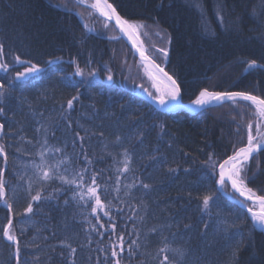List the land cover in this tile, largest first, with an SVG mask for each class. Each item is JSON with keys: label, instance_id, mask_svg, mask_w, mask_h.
Listing matches in <instances>:
<instances>
[{"label": "trees", "instance_id": "trees-1", "mask_svg": "<svg viewBox=\"0 0 264 264\" xmlns=\"http://www.w3.org/2000/svg\"><path fill=\"white\" fill-rule=\"evenodd\" d=\"M110 1L140 28L148 52L181 83L185 103L203 88L264 97L261 0ZM0 41L9 63L19 55L46 69L11 87L9 81L23 66L0 71L7 90L0 102L4 109L0 143L8 153L3 178L12 204L9 211L0 198V230L13 220L12 234L20 240L19 264H73V256L74 264H97L102 253L97 252V243H89L97 241L89 231L96 221L78 196L73 199L80 189L58 178L72 180L73 171L84 167L103 170L113 182L119 177L121 200L137 206L141 247L133 264H157L158 251L166 245L184 253L181 258L168 252L173 264H264V233L219 192L218 176L203 166L209 156L222 162L245 146L248 123L257 135L260 118L255 105L229 101L197 114L158 110L134 88L142 85L155 94L131 48L113 24L78 0H0ZM161 47L169 49L167 58L157 57L154 49ZM89 59L92 67L101 69L98 75L72 76L76 62L85 73L90 71L85 63ZM48 60L54 63L46 66ZM252 60L257 66L249 67ZM105 65L115 73L114 83L106 79ZM78 92L79 100L68 110L66 102ZM77 135L84 137L82 144ZM44 139L49 148L67 146L69 157L80 155L83 147L91 164L73 161L67 171L62 166L45 193L50 199L32 202L33 212L25 213L28 186L35 189L38 183L30 166L40 162L37 152L43 149L38 141ZM125 150L131 156V171L121 175L117 170L124 167ZM47 159L52 164L62 157ZM4 167L0 156V168ZM242 175L248 188L264 195V150L249 160ZM139 181L149 189H133L130 197L125 196V185ZM85 183L90 184L87 176ZM225 191L237 197L228 183ZM205 194L213 195L208 209L201 203ZM67 245L76 252L70 253ZM0 264H16L13 245L2 232Z\"/></svg>", "mask_w": 264, "mask_h": 264}, {"label": "snow or ice", "instance_id": "snow-or-ice-1", "mask_svg": "<svg viewBox=\"0 0 264 264\" xmlns=\"http://www.w3.org/2000/svg\"><path fill=\"white\" fill-rule=\"evenodd\" d=\"M80 3H85L86 0H78ZM93 8L99 9L104 17L108 20H112L113 14L115 13V24L124 32L128 33L131 36L132 25L129 24V21L123 19L118 13H116L115 8L112 4L105 2L103 6L100 4V0H96L94 4L91 5ZM261 6L264 8V0H261ZM66 7V6H65ZM82 15V14H80ZM222 19V18H221ZM133 31L135 29H132ZM133 44L136 45V41L133 40ZM137 46L138 55L141 61L147 62V65L154 68L156 73H149L152 76V79L155 81L160 80V76H163L167 81V87L162 89L157 83L155 88V95L153 93H148L151 99L157 101L159 105L165 106L168 108L175 107V101H177L182 95L181 83L178 82L174 76L170 75L160 64L156 63V60L151 56L146 54L144 47ZM154 51L157 53L158 58H167L169 54V49L166 47L155 48ZM54 63L53 60L45 61V65H51ZM86 65L91 69L85 73L84 68L79 66V63L76 62L75 71L72 73V76L80 77H89L95 78L101 69L92 67V61L89 59L85 61ZM257 61L252 60L249 62V67L257 66ZM16 65L23 66V71H17L9 81L8 87H11L12 82L18 80H28L35 77L37 74L44 72L46 69L42 68L40 64H33L31 61L23 60L21 56L15 55L12 57L11 63L5 59V44L0 41V71L8 73L10 70H13ZM147 70V69H146ZM104 71L107 72L106 79L109 82H115L113 73L108 69L107 65L104 66ZM81 83H84L82 80ZM91 83V80L88 81ZM75 87V85H71ZM139 87L143 88L142 85ZM7 94L6 86L4 81L0 79V102H2L3 97ZM243 100L250 101L256 108L259 110V116L264 117V97L252 95L249 92L244 91H210L208 88H203L198 91V95L192 101V105L200 107H213L217 106L214 102H227L234 100ZM79 100V92L76 96H73L66 102L68 110H73L74 102ZM64 107L63 105L61 106ZM4 109L0 107V113H3ZM4 123L0 121V133L3 132ZM253 125L248 123L247 125V143L243 147H239L234 150L233 155L228 156L222 162L213 161V158L209 156L208 160L204 162V167L209 168L213 174L218 176V183L220 186H224L226 182L230 181L231 187L238 191L241 196L245 197V201L242 202V205L246 208L247 213L250 217L259 223V227L264 229V195H259L250 188H246L245 180L247 177L242 175L245 172V167L248 164L250 158L253 156V153H258L259 150H264V137L260 142H257V137L252 133ZM257 130L259 131V125H257ZM76 140L81 144L83 143L84 137L77 135ZM141 143L143 141H140ZM40 150L37 152L39 157V163H33L30 167L35 170V174L38 180V183L35 186V189L32 188V185L28 186V196L30 202L27 207L24 209L25 213L33 212V203L32 202H44L50 199L48 193L51 188V183H54L58 177V174L61 171L62 166L64 170L67 171L68 167L72 164L73 161H80L85 165H90L88 157L84 155L83 147L81 148L80 155H72L69 157L66 155L65 148H49L47 139L38 141ZM75 145L73 144V147ZM0 156L3 157L4 165H7L8 153L6 150V145L0 143ZM56 157L60 156L62 159L56 160L54 163L50 164L47 157ZM125 159L123 161V169H118L121 175L129 173L131 171L129 165L131 164V156L128 154L127 150L124 152ZM161 162H165L163 157H160ZM6 167L0 168V198H3V203L11 211L12 204L8 202L9 190L8 186L3 178V173L6 171ZM176 169H169L170 173L175 172ZM73 179L68 180L66 177L59 176L58 178L67 185H74L80 191L73 197L75 199L77 196L79 200L83 202V205L90 208V215L96 221L95 224L91 225L89 229L96 237L97 241H89V243H97V252L102 253V256L97 257V264H133V261L136 259V255L139 253L141 244L139 241L140 233L136 227V216L135 209L136 205L129 206L126 202L121 200V187L119 177L113 182L110 177L106 175L103 170H95L91 167H84L82 169H76L72 173ZM85 176H87L90 184L85 183ZM98 181H103V184L98 183ZM115 183V189L110 188L111 184ZM41 185H48L47 187H42ZM127 191L124 192L125 196L131 195L133 189L139 190L143 188L145 191L149 189L147 184H144L143 181H139L138 184L125 185ZM34 191V194H33ZM264 191V189H262ZM15 190L13 189V194ZM101 193H104L102 198ZM66 194V193H60ZM111 196V199L108 197ZM113 201H116L117 204H123L122 207H116L113 204ZM210 202H213L212 194H205L201 197V203L204 209H208ZM251 203L253 205H258L259 212L254 210V207H248L247 205ZM128 212V215H125V212ZM115 212L116 216L114 217L112 213ZM101 217L106 218L105 220ZM129 221H131V227H129ZM91 224V221H89ZM119 225V227H118ZM13 230V220L8 219L6 226L0 230L6 241L11 242L14 248V258L16 264H19L20 261V240L17 235L12 234ZM156 229H153V232H156ZM105 238L107 243H105ZM70 250V253L74 254L76 252L75 248H72L71 245H67ZM173 252L178 254L181 258L184 257V253L179 249H170L167 245L164 248H160L157 254V264H173L170 259L168 252ZM163 254L162 259L160 255ZM74 264V256H73Z\"/></svg>", "mask_w": 264, "mask_h": 264}, {"label": "water", "instance_id": "water-1", "mask_svg": "<svg viewBox=\"0 0 264 264\" xmlns=\"http://www.w3.org/2000/svg\"><path fill=\"white\" fill-rule=\"evenodd\" d=\"M95 2H96V0H95ZM105 2H107V3H110V4H112L113 5V7L115 8V10H116V13H118L119 14V12H118V10H117V8L115 7V5L110 1V0H100V3L102 4V5H104L105 4ZM97 10V12H98V14L100 15V16H102L103 18H105L108 22H110L111 24H113L114 26H115V28L117 29V31H118V33H119V36H120V38H122L126 43H127V45L131 48V50L133 51V53H134V55L137 57V59L139 60V62L144 66V68H146V66H147V62H144V61H141V59H140V57H139V55H138V51H137V46L136 45H139L140 47H144L145 48V46L144 45H140V44H138L137 42H136V45H134L133 44V38L131 37V36H129V34L128 33H126V32H124L123 30H121L116 24H115V13L113 14V18H112V20H108V18H106V17H104L99 11H98V9H96ZM120 15V14H119ZM145 50H146V54L147 55H149V56H151L153 59H155L149 52H148V50L145 48ZM156 60V59H155ZM156 63H158V64H160L157 60H156ZM161 65V64H160ZM161 67H163L164 69H165V71H167L170 75H172L167 69H166V67L165 66H163V65H161ZM154 69V68H153ZM154 71L156 72V70L154 69ZM158 75H160L158 72H156ZM150 75V74H149ZM151 76V75H150ZM173 76V75H172ZM151 78H152V76H151ZM160 78L163 80V81H165L166 82V84H167V81H166V79H164V77L163 76H160ZM175 78V77H174ZM176 79V78H175ZM155 81V80H154ZM137 94L139 95V96H141L143 99H145L146 101H148L150 104H152L155 108H157L158 110H160V111H163V112H179V111H186V112H188V113H191V114H197V113H199V112H201V111H203V110H205V109H207V108H210V107H207V106H204V107H200V106H194V105H192V101L191 102H187V103H185L184 101H183V93H182V95H181V97L177 100V101H175L174 103H175V107L174 108H168V107H165V106H161V105H159V103L157 102V101H154L153 99H151L150 98V96L148 95V92L147 91H145V92H139V91H137ZM252 94V93H251ZM252 95H255V94H252ZM257 96V95H256ZM234 101H243V100H240V99H238V100H234ZM227 102H229V101H227ZM246 102H249V103H252V102H250V101H246ZM216 105H219V104H222V103H225V102H214ZM1 135H2V133L0 134V137H1ZM263 150H259L258 151V153H253V156H255V155H257V154H259L260 152H262ZM252 156V157H253ZM251 157V158H252ZM250 158V159H251ZM7 165H8V161H7ZM7 165L5 166V167H7ZM227 183H229L230 185H231V183H230V181H228ZM225 185L224 186H220L219 185V183H218V190H219V192L224 196V197H226L228 200H230V201H232L233 203H235V204H237L240 208H242L246 213H247V211H246V208L242 205V202L243 201H245V197H243V196H241L240 195V193H238V192H236L232 187V189L234 190V192L238 195V197L239 198H237V197H234V196H232L231 194H229V193H227L226 191H225ZM2 203H3V198H2ZM4 204V203H3ZM5 205V204H4ZM6 206V205H5ZM248 207H253V204H252V206H249V205H247ZM254 210L255 211H257V212H259V207H258V205H256V207L254 208ZM248 214V213H247ZM248 216L250 217V215L248 214ZM250 219H251V221L253 222V224L255 225V227L259 230V231H261V232H263L264 233V229H262V228H260L259 226H257L256 224H255V222H254V220L250 217Z\"/></svg>", "mask_w": 264, "mask_h": 264}, {"label": "rangeland", "instance_id": "rangeland-1", "mask_svg": "<svg viewBox=\"0 0 264 264\" xmlns=\"http://www.w3.org/2000/svg\"><path fill=\"white\" fill-rule=\"evenodd\" d=\"M95 3V0H93V3H90V1L89 0H86V2L85 3H82V4H86L87 6H91L92 4H94ZM92 7V6H91ZM95 12H96V10H95ZM136 28H137V31H138V33H139V35H140V37H141V34H140V28L136 25V24H133ZM141 39H142V37H141ZM142 41H143V39H142ZM143 45L147 48V46L144 44V42H143ZM140 63V62H139ZM141 64V63H140ZM143 66V65H142ZM143 71H144V73H145V75L150 79V81H151V88H152V90H154V92H155V88H156V84H155V81L151 78V76L149 75V73L147 72V70L144 68V66H143ZM160 88H162V89H165L166 87H167V84H166V82L165 81H163V84H161L160 86H159ZM135 89H138V91L139 92H145V91H147L148 93H152L150 90H147L146 88H141V87H134ZM156 94V93H155ZM154 94V95H155ZM259 111V110H258ZM259 118H260V120L258 121V125H259V131L257 130V135H256V137H257V142H260L261 140H262V137H264V117H260L259 116Z\"/></svg>", "mask_w": 264, "mask_h": 264}, {"label": "bare ground", "instance_id": "bare-ground-1", "mask_svg": "<svg viewBox=\"0 0 264 264\" xmlns=\"http://www.w3.org/2000/svg\"><path fill=\"white\" fill-rule=\"evenodd\" d=\"M101 4V3H100ZM101 6H103L102 4H101ZM98 11H99V9H98ZM100 12V11H99ZM101 13V12H100ZM102 14V13H101ZM103 15V14H102ZM121 16V15H120ZM122 17V16H121ZM123 18V17H122ZM123 19H125V18H123ZM129 24H131L132 25V29H135L134 31L132 30V29H130V31L132 32V34H131V37L138 43V44H140V45H143V41H142V39H141V37H140V35H139V33H138V31H137V28L132 24V23H130L129 22ZM145 69H147V72L148 73H156L155 71H154V69L152 68V67H150V66H146V68ZM156 75H158L157 73H156ZM159 76V75H158ZM157 83H159V86L161 85V84H163V80L160 78V80L159 81H155V84L157 85ZM258 110V109H257ZM247 188V187H246ZM236 191V190H235ZM236 192H238V191H236ZM239 193V192H238ZM255 222V224L257 225V226H259V223L257 222V221H254Z\"/></svg>", "mask_w": 264, "mask_h": 264}]
</instances>
